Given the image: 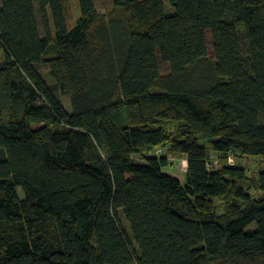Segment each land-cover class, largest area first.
Here are the masks:
<instances>
[{
  "label": "trees",
  "instance_id": "obj_1",
  "mask_svg": "<svg viewBox=\"0 0 264 264\" xmlns=\"http://www.w3.org/2000/svg\"><path fill=\"white\" fill-rule=\"evenodd\" d=\"M230 156L264 158V0H0V264H264Z\"/></svg>",
  "mask_w": 264,
  "mask_h": 264
},
{
  "label": "rangeland",
  "instance_id": "obj_2",
  "mask_svg": "<svg viewBox=\"0 0 264 264\" xmlns=\"http://www.w3.org/2000/svg\"><path fill=\"white\" fill-rule=\"evenodd\" d=\"M97 11L100 14H105L110 7V0H94ZM170 11V10H168ZM207 45L208 50L212 52V44L210 33L207 32ZM159 68L162 74H166L168 72V66L161 61H159ZM38 69L42 74H46L47 68L43 64L38 65ZM155 156H165L168 159V166L164 169V172L176 179H178L182 184L185 183V173H186V161L184 158H176L171 155H168L166 150H157L154 153ZM212 166L213 169L216 163L217 156L213 154ZM137 162H144L141 158H135ZM229 166L232 167H240L243 168L247 175L251 178L256 177L260 172H264V158L260 157H247V156H230L229 158ZM218 169V168H217ZM126 225V224H125ZM127 226V225H126ZM248 229L254 230L255 223L251 224Z\"/></svg>",
  "mask_w": 264,
  "mask_h": 264
}]
</instances>
